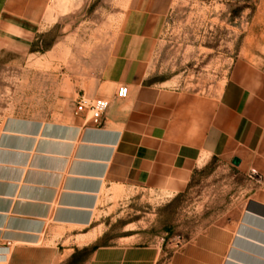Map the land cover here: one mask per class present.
Segmentation results:
<instances>
[{"label": "crops", "instance_id": "crops-1", "mask_svg": "<svg viewBox=\"0 0 264 264\" xmlns=\"http://www.w3.org/2000/svg\"><path fill=\"white\" fill-rule=\"evenodd\" d=\"M47 3L0 0V49L26 51L55 25ZM154 27L123 33L100 70L80 82L69 71L75 100L109 102L98 125L74 114L75 100L64 119L1 121L0 264H64L74 248L63 236L91 235L85 230L108 186L177 193L214 158L231 166L237 158L235 168L254 176L243 211L168 254L160 243H118L96 248L84 264H264V65L237 63L209 94L150 83L145 60ZM122 85L128 95L118 99Z\"/></svg>", "mask_w": 264, "mask_h": 264}, {"label": "rangeland", "instance_id": "rangeland-1", "mask_svg": "<svg viewBox=\"0 0 264 264\" xmlns=\"http://www.w3.org/2000/svg\"><path fill=\"white\" fill-rule=\"evenodd\" d=\"M46 11L57 21L28 50L0 49V124L10 115L70 116L69 71L80 82L100 70L119 36L148 34L154 24L145 60L150 83L209 94L237 63L264 65V0H48ZM256 185L254 176L217 158L177 193L110 185L85 230L91 235L67 232L61 243L77 260L94 245L118 243H160L168 254L243 211Z\"/></svg>", "mask_w": 264, "mask_h": 264}, {"label": "built area", "instance_id": "built-area-1", "mask_svg": "<svg viewBox=\"0 0 264 264\" xmlns=\"http://www.w3.org/2000/svg\"><path fill=\"white\" fill-rule=\"evenodd\" d=\"M128 95V89L122 85L117 88L116 97L118 99H124ZM74 114L83 115L86 121L98 125L105 115L109 107V102L102 98H88L84 95H80L75 100Z\"/></svg>", "mask_w": 264, "mask_h": 264}, {"label": "trees", "instance_id": "trees-1", "mask_svg": "<svg viewBox=\"0 0 264 264\" xmlns=\"http://www.w3.org/2000/svg\"><path fill=\"white\" fill-rule=\"evenodd\" d=\"M98 248L96 245L92 246L88 252L86 253L85 257L81 258L80 260H77V251H74L70 258L68 259L66 264H84L85 261L90 257V255L93 253V251Z\"/></svg>", "mask_w": 264, "mask_h": 264}, {"label": "water", "instance_id": "water-1", "mask_svg": "<svg viewBox=\"0 0 264 264\" xmlns=\"http://www.w3.org/2000/svg\"><path fill=\"white\" fill-rule=\"evenodd\" d=\"M231 163H232L233 166H236L237 167L240 164V160L237 159V158H234Z\"/></svg>", "mask_w": 264, "mask_h": 264}]
</instances>
